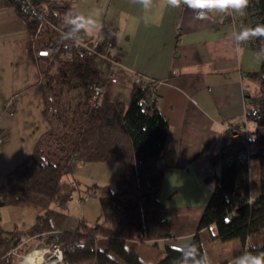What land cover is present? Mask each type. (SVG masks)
Returning a JSON list of instances; mask_svg holds the SVG:
<instances>
[{
  "label": "trees",
  "instance_id": "obj_1",
  "mask_svg": "<svg viewBox=\"0 0 264 264\" xmlns=\"http://www.w3.org/2000/svg\"><path fill=\"white\" fill-rule=\"evenodd\" d=\"M4 1L27 22L34 51L62 40L66 31L62 18L68 11L60 0ZM33 9L42 16L33 14ZM246 12L252 26L264 24V0H249ZM100 30L106 38L113 37L111 28ZM252 40L262 55L260 69L249 73L258 80L259 90L247 95L244 125H229L225 130L220 146L223 163L219 173L208 177L211 195L191 239L203 246L205 237L215 243L238 240L232 256L214 264H234L246 248L264 251V40ZM35 58L43 62V113L49 126L0 184V190L6 191L0 205L22 204L39 196L53 201L56 208L39 214L24 235L5 230L0 217V264H15L18 253L27 252L50 232H58L69 264H179L176 246L164 243L151 261L136 247L138 243L158 246L160 240L175 236L173 214L161 197L170 124L158 106V80L141 77L137 82L135 78L128 102L105 95L91 109L95 85L108 80L102 61L115 63L99 54L86 55L80 46L70 59L60 53ZM116 58L119 62L121 56ZM0 136L4 142L1 132ZM75 160H119L123 170L115 187L87 188L89 195L100 199L103 221L89 223L84 218L74 229H62L52 215L68 208L77 184L63 177Z\"/></svg>",
  "mask_w": 264,
  "mask_h": 264
},
{
  "label": "crops",
  "instance_id": "obj_2",
  "mask_svg": "<svg viewBox=\"0 0 264 264\" xmlns=\"http://www.w3.org/2000/svg\"><path fill=\"white\" fill-rule=\"evenodd\" d=\"M60 1L67 11L94 12L99 27L91 35L107 26L123 50L118 63L102 61L105 75L118 77L108 82L109 99L128 87L131 96L138 74L158 80V106L170 124L161 197L173 214L175 233L158 246L178 247L198 230L213 187L208 177L219 173L223 163L220 146L227 126L244 125L247 95L259 90L249 73L260 69L262 55L252 39L237 43L233 36L241 27H252L251 19L247 12L241 16L231 10L199 17L196 10L173 7L170 0H149L148 8L144 0ZM33 52L27 22L0 0L1 113L7 101L3 95L20 91L42 95L43 112V62ZM48 126L45 122V130ZM0 128H9L6 120Z\"/></svg>",
  "mask_w": 264,
  "mask_h": 264
},
{
  "label": "rangeland",
  "instance_id": "obj_3",
  "mask_svg": "<svg viewBox=\"0 0 264 264\" xmlns=\"http://www.w3.org/2000/svg\"><path fill=\"white\" fill-rule=\"evenodd\" d=\"M33 57L35 58L34 52ZM16 58L21 59L20 57ZM21 73L22 71L18 75L22 76ZM108 82V80L104 82L105 95H107ZM109 91L112 92L110 89ZM34 95L31 91H20L17 96L9 95L6 97V95H3L7 101L4 103L3 112L0 111V117H2L0 122L6 120L9 128L2 130L4 142L0 145V184L6 182L8 173L31 153L46 129L44 123H49L47 118L42 115V95L40 98H35ZM111 99L128 102L130 100L129 87L122 90L119 96H111ZM11 114L13 115L9 119L8 117ZM122 170L123 162L119 160L92 162L75 160L70 171L64 174L63 177L66 180H76L77 184L68 203V208L63 213H53L52 215V217H55L58 227L74 229L84 218L89 223L95 222L97 219L103 221L104 216L100 199L89 195L87 188L89 185L94 184H108L115 187ZM3 192L6 191L3 190ZM55 208L53 201H45L39 196H31L22 204L5 203L0 205L1 223L5 230L19 232L24 235L28 228L37 221L39 214H45L47 209L52 210ZM58 241V232L47 233L44 238L35 241L27 252L18 253L19 259L15 264H20L24 257L31 254L35 249L51 244L50 248ZM237 243V239L215 243L206 237L204 238V248L211 258L217 262L230 258L234 249L232 247H236ZM162 245L164 246V243ZM136 247L140 255L147 261L154 260L159 248H161L147 243H138Z\"/></svg>",
  "mask_w": 264,
  "mask_h": 264
},
{
  "label": "clouds",
  "instance_id": "obj_4",
  "mask_svg": "<svg viewBox=\"0 0 264 264\" xmlns=\"http://www.w3.org/2000/svg\"><path fill=\"white\" fill-rule=\"evenodd\" d=\"M249 0H170L173 7L181 4L188 8L198 10L197 14L201 17L208 12H225L231 10L245 15ZM149 0H144V7L148 8ZM63 23L66 31L61 33V39L79 44L81 34L94 33L99 27V21L94 12L68 11L63 15ZM237 43L247 41L253 38L264 40V24H258L252 27H241L233 32ZM180 251L179 264H214L213 259L204 248L203 244H198L191 240H185L178 245ZM22 264H32L29 256H25ZM234 264H264V251L243 250L234 261Z\"/></svg>",
  "mask_w": 264,
  "mask_h": 264
},
{
  "label": "built area",
  "instance_id": "obj_5",
  "mask_svg": "<svg viewBox=\"0 0 264 264\" xmlns=\"http://www.w3.org/2000/svg\"><path fill=\"white\" fill-rule=\"evenodd\" d=\"M196 10V14H197ZM33 14L41 15L36 9H33ZM197 16H199L197 14ZM201 17V16H199ZM204 17V16H203ZM84 48V53L86 55L99 54L102 58L110 60V62L117 63L118 59L116 57L123 55V50L118 48L113 37H105L100 30L94 37H89L88 35L81 34V41L79 44H74L71 41L58 40L52 42L46 48H37L34 51L35 57H48L53 54L60 53L63 58L70 59L75 53L76 47ZM116 55V56H115ZM143 78L142 74H138L136 77L137 82ZM118 77L114 74H108V81H117ZM105 96V84L98 83L94 87V93L89 101V106L91 109L98 107ZM145 101V100H144ZM229 126H227L228 128ZM3 142V138L0 136V143ZM6 192L0 190V199H4ZM23 262V261H22ZM22 262L20 264H22ZM35 264H69L65 261L64 250L61 243L55 242L46 252L43 254L42 260H37Z\"/></svg>",
  "mask_w": 264,
  "mask_h": 264
},
{
  "label": "bare ground",
  "instance_id": "obj_6",
  "mask_svg": "<svg viewBox=\"0 0 264 264\" xmlns=\"http://www.w3.org/2000/svg\"><path fill=\"white\" fill-rule=\"evenodd\" d=\"M50 245H46L43 248L42 247H39V248L37 247L38 249H35L31 254L28 255L29 259L32 262V264H35L37 262V260L40 261V260L43 259V254H44L45 250L49 248ZM38 255H40V256H38Z\"/></svg>",
  "mask_w": 264,
  "mask_h": 264
}]
</instances>
